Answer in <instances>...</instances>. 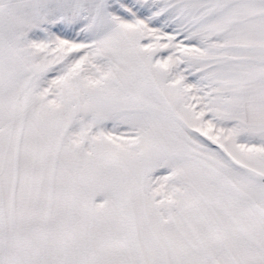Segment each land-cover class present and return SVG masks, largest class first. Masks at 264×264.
<instances>
[{
    "label": "snow or ice",
    "instance_id": "obj_1",
    "mask_svg": "<svg viewBox=\"0 0 264 264\" xmlns=\"http://www.w3.org/2000/svg\"><path fill=\"white\" fill-rule=\"evenodd\" d=\"M0 264H264V0H0Z\"/></svg>",
    "mask_w": 264,
    "mask_h": 264
}]
</instances>
